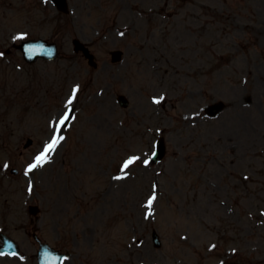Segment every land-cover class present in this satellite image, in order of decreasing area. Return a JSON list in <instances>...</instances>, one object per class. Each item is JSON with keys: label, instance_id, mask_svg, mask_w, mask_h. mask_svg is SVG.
Listing matches in <instances>:
<instances>
[{"label": "rangeland", "instance_id": "1", "mask_svg": "<svg viewBox=\"0 0 264 264\" xmlns=\"http://www.w3.org/2000/svg\"><path fill=\"white\" fill-rule=\"evenodd\" d=\"M70 2L75 19L48 0H0L1 49L44 37L62 53L32 65L16 49L0 53V135L9 130L11 142H0V165L22 168L0 173V223L33 253L22 226L35 219L28 206L39 205L42 238L73 252L65 264H264V0H147L164 14L146 24L128 9L133 0ZM75 35L93 40L97 68L74 53ZM116 47L126 52L120 64L109 63ZM214 100L226 102L224 112L199 114ZM73 103L71 130L60 129L62 143L28 172L48 125ZM162 128L168 152L151 168L144 159ZM28 137L34 144L16 156V140ZM128 160L134 169L111 184Z\"/></svg>", "mask_w": 264, "mask_h": 264}, {"label": "snow or ice", "instance_id": "2", "mask_svg": "<svg viewBox=\"0 0 264 264\" xmlns=\"http://www.w3.org/2000/svg\"><path fill=\"white\" fill-rule=\"evenodd\" d=\"M122 35V34H121ZM73 96H75V90L73 92ZM164 99L163 96L160 98L154 100L155 103H159ZM69 104L72 103L71 100L68 102ZM69 119L68 113H65V115L60 119L59 124L57 126V133H59L60 128L64 126L65 122ZM64 137L61 135H54L51 142L47 144L44 148V151L36 157L35 163L31 164L28 168V172H31L33 169L37 168L38 166H42L44 163H47L48 159L50 158V154L56 149L57 145L60 143L61 140H63ZM131 163H133V160H128L124 164V169H126ZM147 163V161H145ZM123 170V169H122ZM27 174V173H26ZM31 190V187H30ZM156 196L155 193L153 194L152 197L149 198L148 200V207L151 208L153 202L155 201ZM14 254V253H13ZM0 255H3V253H0Z\"/></svg>", "mask_w": 264, "mask_h": 264}, {"label": "water", "instance_id": "3", "mask_svg": "<svg viewBox=\"0 0 264 264\" xmlns=\"http://www.w3.org/2000/svg\"><path fill=\"white\" fill-rule=\"evenodd\" d=\"M53 52H55V47L50 48V53H53ZM56 261H57V260H54V261L52 262V264H56Z\"/></svg>", "mask_w": 264, "mask_h": 264}]
</instances>
